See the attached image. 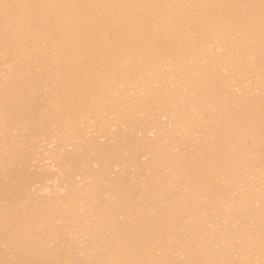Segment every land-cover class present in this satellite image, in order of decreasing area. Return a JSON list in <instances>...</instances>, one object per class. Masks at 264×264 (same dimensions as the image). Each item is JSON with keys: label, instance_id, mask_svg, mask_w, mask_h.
Masks as SVG:
<instances>
[{"label": "bare ground", "instance_id": "1", "mask_svg": "<svg viewBox=\"0 0 264 264\" xmlns=\"http://www.w3.org/2000/svg\"><path fill=\"white\" fill-rule=\"evenodd\" d=\"M257 62L264 0H0V264H65L63 244L92 264H264L261 236L258 251L232 262L203 240L189 244L206 183L228 162L264 158L250 150L264 146V81L249 89ZM142 105L154 110L153 130L132 113ZM137 129L147 152L127 165L138 196L79 159L63 178V148L94 153L96 135L134 139ZM117 191L126 198L104 218L99 196ZM179 213L187 225L177 234L168 220Z\"/></svg>", "mask_w": 264, "mask_h": 264}, {"label": "rangeland", "instance_id": "2", "mask_svg": "<svg viewBox=\"0 0 264 264\" xmlns=\"http://www.w3.org/2000/svg\"><path fill=\"white\" fill-rule=\"evenodd\" d=\"M260 62V61H259ZM259 62H257L254 66V70H253V77H252V80H255V81H252L250 84L251 87L249 88L251 91L250 93L252 95H255L258 93V92H255L256 89H254L255 87L256 88H259L261 86V81L263 82L264 81V64L261 62V66L259 64ZM263 64V65H262ZM261 68H259V67ZM255 69L258 73L255 72ZM256 74V75H255ZM259 74V75H258ZM258 76L260 78H258ZM257 78V79H256ZM261 79V80H259ZM263 79V80H262ZM258 80V82L260 81V84L256 83V81ZM264 83V82H263ZM262 83V85H264ZM257 86H253V85H256ZM254 87V88H253ZM263 87V88H262ZM254 92H253V91ZM263 90V91H262ZM261 92L259 94L260 96V102H263L262 104H264V86H261L260 87V91ZM248 92V94H250ZM247 94V95H248ZM250 94V95H251ZM133 97V95L131 96ZM129 97V98H131ZM134 101H136L134 99ZM138 102L141 101V99L139 98L137 100ZM136 101V102H137ZM258 101V100H257ZM136 105V104H135ZM143 106V105H142ZM144 109H143V112H135L137 108H135L133 110V115L136 116L135 114H138V115H141L142 118L144 119V117H146V120H143L142 123L145 121V125L147 126H144L142 129H145L146 127L148 128V125L151 126L150 129H154V124H152L153 122L151 121L153 119V113L152 109H150L149 107H147L145 109V105L143 106ZM141 107V108H143ZM264 107V105H263ZM150 109V110H148ZM139 109H137L138 111ZM145 110V111H144ZM157 111H159L160 113V118H163L166 116V117H171L174 116L172 114H174V112H171L173 110H165L164 108H160L158 109ZM167 111V112H166ZM264 111V109H263ZM262 111V112H263ZM162 112V113H161ZM164 113V114H163ZM172 113V114H171ZM264 113V112H263ZM151 114V115H150ZM168 114V116H167ZM147 116H148V119H147ZM163 116V117H162ZM150 119V120H149ZM166 119V118H165ZM158 121V120H157ZM148 122L150 124H148ZM149 126V127H150ZM67 130L64 131V126H63V147H65L64 145V139L66 137V135H69L68 131L66 132ZM134 135V139L133 138H129L127 136V134H123L121 135V133H117V134H111L112 136H114L113 138L109 139L108 137H106L105 135H96L95 136V139L96 140H93L92 143L93 144H96L98 146V148H96L97 150L91 153H93L91 155V153H89L90 150H87L86 149V144H81V150L78 151L77 154H73L72 152H70L71 150L69 149H65L63 148V178L65 177V170H66V165H68L69 163L73 164L75 161L77 162H81L82 165H87L89 168H92L93 170H96V171H99L98 173H102L107 179H110L109 181H111V185L114 186V188L116 189H120L118 187H116L114 184H118L120 187H122L123 191L127 192L130 194V195H136L138 196V193H137V190H135V187H134V178L137 177V173L138 172H135L133 170H131V168L129 167V165H127L128 161L129 162H132V163H135L139 160V157L142 158V155L140 154H145L147 152L146 149H140L137 147L136 145V141L134 142V140H136L138 138V134L140 135L141 133V129H138L135 130V131H131ZM76 135L78 136V132H76ZM75 135V136H76ZM100 135V136H99ZM137 136V137H136ZM103 140H102V138ZM125 137V138H124ZM127 137V138H126ZM93 139V138H92ZM101 139V140H100ZM116 139H117V142H116ZM129 139V140H128ZM99 140V141H98ZM122 140V141H121ZM120 141V142H119ZM122 142V143H121ZM114 143V144H113ZM129 143V144H128ZM132 143V144H131ZM91 144V145H93ZM108 144V145H107ZM119 144V145H118ZM125 144H126V147H125ZM128 145V147H127ZM114 149H112V147ZM118 146V147H117ZM255 145H251L252 149H250L253 153H256L257 151L260 152L262 150V153H264V146L263 145H257L256 147ZM111 147V148H109ZM102 148V149H101ZM133 148V149H132ZM260 148V149H259ZM112 151L113 152V155H115V158L113 161H110L109 159H112V158H107L106 155V152L105 151ZM112 149V150H111ZM119 149V150H118ZM137 149V150H136ZM257 149V150H256ZM101 150V151H100ZM118 150V151H117ZM136 150V151H135ZM139 150V151H138ZM141 150V151H140ZM143 150V151H142ZM123 151V152H122ZM134 151V153H133ZM138 151V152H137ZM102 152V153H101ZM105 154H104V153ZM117 152V154H116ZM130 152V153H129ZM145 152V153H144ZM84 153V154H83ZM100 153V154H99ZM115 153V154H114ZM129 155H128V154ZM98 154V155H97ZM104 154V155H103ZM125 154L127 156H125ZM138 154V155H137ZM87 155V156H86ZM91 155V156H90ZM118 155V156H117ZM102 156V157H101ZM131 156V157H130ZM137 156V158L135 157ZM87 157V158H86ZM98 157V158H96ZM106 157V158H105ZM122 157V158H121ZM131 159H130V158ZM135 158V159H134ZM91 159V160H90ZM98 159H100V163L99 165L100 166H104L102 168H93L94 166H91V165H94L93 161H98ZM134 159L135 162L132 160ZM138 159V160H136ZM258 160V159H256ZM85 161V162H84ZM254 161V162H253ZM257 161L255 160H249V161H245L243 163H238V165L236 164L235 166H232L234 165L235 163H231V162H228V164L226 163L225 165L229 166H223L222 168L224 169L223 170H219V174L220 176L214 180H211L209 181L208 183H206V192H207V196L204 198V201L202 203V207H203V210H201V217L195 222L194 224V227L192 226L191 229H193L192 233L190 234L192 237V241L189 243L190 246L193 248V250H198L199 248H201V242L202 241L204 244L208 243V245H211L212 247H214L215 249H223L225 251V254L224 256H227V258L229 259V262H232V261H235L236 258L242 254L244 251H246L249 247L253 248L254 251H258L260 248H261V244L258 242L260 241L261 237L264 239V158L261 159V160H258V162L256 163ZM262 162V163H261ZM118 164V165H117ZM243 164V165H242ZM261 164V165H260ZM110 167H109V166ZM113 165V166H112ZM117 165V166H115ZM249 165H251L249 167ZM126 166V167H125ZM233 168H232V167ZM241 166V167H240ZM255 166V167H254ZM109 167V168H108ZM240 167V168H239ZM249 167V168H248ZM254 167V168H253ZM195 167H192V171L195 170L194 169ZM221 168V169H222ZM247 168V170H246ZM259 168V169H258ZM225 169L227 171L226 172L227 174L230 173V174H225ZM249 169L251 170L250 173H249ZM256 169H257V173H256ZM102 170V171H101ZM107 170V171H106ZM113 170V171H111ZM253 170V171H252ZM101 171V172H100ZM234 171V172H233ZM246 171V172H245ZM37 172H41V171H37ZM111 172V173H110ZM141 172V171H140ZM139 172V173H140ZM242 172V173H241ZM41 173H44V172H41ZM115 173V174H113ZM234 173V174H233ZM239 173V174H238ZM141 174V173H140ZM250 174V175H249ZM263 174V175H262ZM111 175V176H110ZM205 177H206V182L208 181L207 180V177L209 175V173L205 172ZM216 174H213V172L211 173V176H215ZM224 175V176H223ZM235 175V176H234ZM124 176V177H123ZM79 177V176H78ZM160 176V179L163 180L165 178ZM210 177V176H209ZM221 178V179H220ZM239 178V179H238ZM112 179V180H111ZM218 179H220L219 181L220 182H217ZM51 180V179H49ZM122 180V181H121ZM231 180V181H230ZM64 181V180H63ZM117 181V182H115ZM130 181V183H129ZM216 181V182H215ZM228 181V183H226ZM236 181V183H235ZM259 181V182H257ZM256 182V183H255ZM122 185H121V184ZM223 183V184H222ZM225 183V184H224ZM66 182H63V186H66L65 185ZM221 184V185H220ZM260 184V185H258ZM263 184V185H261ZM214 185V186H213ZM220 185V186H218ZM227 185V186H226ZM254 185V186H252ZM258 185V186H257ZM224 186L227 187L226 190H224ZM128 187V188H127ZM140 187V186H139ZM152 187H155V186H152ZM230 187V188H229ZM240 187V188H239ZM246 187V188H245ZM252 187V188H251ZM254 187V188H253ZM162 187H160L158 189V192L160 191ZM223 188V189H222ZM244 188V189H243ZM64 191L63 192H66L65 190V187H63ZM129 189V190H128ZM132 189V190H131ZM150 190H153L152 192H155L157 189L154 188V189H151L149 188ZM127 190V191H126ZM149 190V193L151 194L152 192ZM245 190V191H244ZM222 191V192H221ZM243 191V192H242ZM118 192V191H117ZM220 192V193H219ZM230 192V193H229ZM233 192V193H231ZM239 192V194H238ZM212 193V194H211ZM237 193V194H236ZM64 194V193H63ZM119 194V195H118ZM118 194L114 195V196H109L108 198V195H106V193H103L102 195L99 196V198L101 199V201L99 200V204H104L102 210L104 212L103 214V217H108L109 214L112 213L113 211V208H109V206H112L113 204H117V205H120L123 203V200L126 198L124 197L122 200L120 199L121 198V193L118 192ZM129 194H127L126 196H129ZM241 194V195H240ZM210 195V199H209V196ZM230 195V196H229ZM236 195V196H234ZM107 196V197H105ZM135 196V198H136ZM225 196V197H224ZM65 197V198H64ZM224 197V198H223ZM232 197V198H231ZM234 197V198H233ZM236 197V198H235ZM63 198L68 200V202H72L70 201L71 199L69 197H66V195H63ZM134 198V197H133ZM231 198V199H230ZM117 199V200H116ZM143 199V198H142ZM142 199H130V202L132 204H134L136 201L138 202H141L140 200ZM206 199V200H205ZM215 200H218V201H214ZM221 199V200H219ZM231 201L230 204L229 203H226L228 200ZM261 199V200H260ZM227 200V201H226ZM208 201V202H207ZM210 201V202H209ZM224 201V202H223ZM226 201V202H225ZM221 202V203H220ZM73 203V202H72ZM86 203H88L86 201ZM218 203V204H217ZM255 203V204H254ZM69 204V203H68ZM67 204V205H68ZM130 204V203H129ZM212 204V205H211ZM220 204V205H219ZM223 204V205H222ZM89 205V204H88ZM214 205V206H213ZM217 205V206H216ZM219 205V206H218ZM206 206V207H205ZM210 206V207H209ZM225 206V207H224ZM106 207V208H105ZM208 207V208H207ZM214 209H212V208ZM261 207V208H260ZM248 208V209H247ZM187 209V210H186ZM186 211H184L183 213V218L185 216H188L189 214V211H191L188 207H186ZM250 209V210H249ZM259 209V210H258ZM247 210V211H246ZM249 210V212H248ZM252 210V211H251ZM188 211V212H187ZM207 211V213L205 212ZM211 211V212H210ZM254 211V213H252ZM247 212V213H246ZM261 212V213H260ZM217 213V214H216ZM237 213V214H236ZM241 213V214H240ZM108 214V215H107ZM207 214V215H205ZM255 214V215H254ZM205 215V216H204ZM224 215V216H222ZM235 218H234V216ZM239 215V216H238ZM177 217L176 218H173L171 217L170 219L171 220H168L170 224H168V221H167V224L168 226L173 229V233H177V234H180L181 232L180 231H183L182 227L183 225L186 226V221L185 220H181L180 218H182V216H180V213L176 215ZM217 216V217H216ZM227 216V217H226ZM238 216V218H237ZM173 218V219H172ZM222 218V219H221ZM234 218V219H233ZM237 218V219H236ZM175 219V220H174ZM208 219V220H207ZM219 219V220H218ZM172 220H173V223H172ZM207 222H206V221ZM227 220V221H226ZM237 220V221H236ZM242 220V221H241ZM249 220V221H248ZM257 220V221H256ZM215 221V223H214ZM219 223H218V222ZM226 222L225 226H224V223L223 222ZM254 222V223H253ZM185 223V224H184ZM233 223V224H231ZM253 223V224H252ZM215 224V225H214ZM223 224V225H221ZM231 226H230V225ZM199 226V227H198ZM201 226V232L199 230ZM209 226V227H208ZM224 226V227H222ZM195 227L197 229H195ZM220 227V228H219ZM229 227V228H228ZM209 228V229H208ZM212 228V229H211ZM214 228V229H213ZM224 228V229H223ZM219 229V230H217ZM228 229H230L229 231H227ZM197 230V231H196ZM206 230V231H205ZM125 232L124 233H129V231H127L126 229L124 230ZM196 231V232H195ZM198 231L200 233H198ZM212 231V232H211ZM214 231V232H213ZM204 232V233H202ZM208 232V233H207ZM241 232H243L244 234H241ZM210 233V234H209ZM234 233V234H233ZM203 234V235H202ZM230 234V235H228ZM196 235V236H195ZM200 237H199V236ZM205 235V236H204ZM210 235V236H209ZM245 235L247 237H245ZM258 235V236H256ZM209 236V237H208ZM261 236V237H260ZM241 237V238H240ZM248 237H250L248 239ZM254 237V238H253ZM257 237V238H256ZM260 237V238H259ZM240 240H239V239ZM253 238V239H252ZM194 239V240H193ZM197 239V240H196ZM248 239V241H247ZM251 239V240H250ZM262 240V239H261ZM199 241V242H198ZM242 241V242H241ZM196 242V243H195ZM236 242V243H235ZM245 242V243H244ZM258 243V244H257ZM200 244V245H199ZM226 244V245H225ZM230 244V245H229ZM251 244V245H249ZM195 245V246H194ZM234 245V246H233ZM229 246V247H228ZM243 246V247H242ZM223 247V248H222ZM228 249H227V248ZM235 247V248H234ZM230 248V249H229ZM247 248V249H246ZM66 249H67V245L65 246L63 244V261L65 262V264H92L91 262L90 263H86L83 261L82 259V256L80 255H76L73 251H70L69 254H66ZM226 249V250H225ZM256 249V250H255ZM228 250V251H227ZM260 254H262L264 256L263 253H261L260 251H258ZM240 253V254H239ZM229 254V255H228ZM235 254V255H234ZM65 257V258H64ZM235 257V258H234ZM232 259V260H231ZM222 264V263H221Z\"/></svg>", "mask_w": 264, "mask_h": 264}]
</instances>
